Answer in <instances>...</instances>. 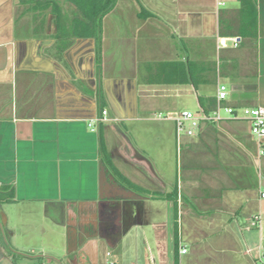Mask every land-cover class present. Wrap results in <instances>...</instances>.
Masks as SVG:
<instances>
[{
	"label": "crops",
	"instance_id": "obj_1",
	"mask_svg": "<svg viewBox=\"0 0 264 264\" xmlns=\"http://www.w3.org/2000/svg\"><path fill=\"white\" fill-rule=\"evenodd\" d=\"M244 2L122 0L114 10L116 0L97 36L61 48L49 17L35 33L15 0H0V187L11 188L0 198V264H260L264 154L246 121L175 134L187 176L172 190L158 185L165 163L135 150L151 176L124 130L164 90L192 88L197 112L224 84V104L264 108V0ZM170 62L188 71L161 75ZM180 77L188 82L163 81ZM97 88L111 120L95 121Z\"/></svg>",
	"mask_w": 264,
	"mask_h": 264
},
{
	"label": "rangeland",
	"instance_id": "obj_2",
	"mask_svg": "<svg viewBox=\"0 0 264 264\" xmlns=\"http://www.w3.org/2000/svg\"><path fill=\"white\" fill-rule=\"evenodd\" d=\"M15 2V15L17 19L23 18L24 20L28 21V23L31 22L32 20L30 18V15L32 12L29 10L26 11L25 14L20 16L22 10H24V8H26L27 6L20 5L18 3V0H15ZM117 2L118 5L113 8L114 10H118L120 6L124 5L122 4V0H117ZM156 4L159 5V9H168L159 1L156 2ZM195 42H198V39L192 40V44H194ZM115 50L117 51L115 58L118 59V47L115 46ZM160 89L163 90L170 88L160 87ZM196 97V93L192 88L188 91L164 90L154 92L148 99V113L144 114L149 118L142 119L141 121L128 122L126 124V128L124 130L127 138L125 140L127 141L126 147L129 148L130 154L134 155V153L136 152L135 150L139 151V149H145L146 156L153 157L154 159H156L157 157L159 163H165L167 176L165 180L161 181L160 184H158L159 186L164 184L166 181L167 188H171V190L172 188L176 187V183H178L179 186L181 184L183 186L185 184L187 172L185 170V160H183L182 158V146L180 147L176 145L173 123L167 120H155L154 117L157 115V113H160L161 116H164L167 112H179L183 109L195 112L197 110ZM112 132L114 133V131ZM112 136H117L118 138V136L120 135H118V133L116 132L112 134ZM123 139L124 138H122V140ZM157 139H159V141H156ZM187 139L188 138L183 136L181 142H184ZM194 141L197 140L194 139ZM132 162L134 164H139L136 161ZM171 202L174 203V200L172 199ZM172 216L174 215L172 214ZM25 239L26 238L23 235H20L18 236L16 243L25 241ZM24 264H30V262H26Z\"/></svg>",
	"mask_w": 264,
	"mask_h": 264
},
{
	"label": "trees",
	"instance_id": "obj_3",
	"mask_svg": "<svg viewBox=\"0 0 264 264\" xmlns=\"http://www.w3.org/2000/svg\"><path fill=\"white\" fill-rule=\"evenodd\" d=\"M244 5V0H240ZM18 3L27 6L26 10H31L33 30L35 33L43 28L49 17L51 25L54 27L56 46L61 48L66 47L71 39L77 36H97L100 32L102 18L111 11L115 6L116 0H63V3L70 4L74 7V13L64 11L63 5L58 0H18ZM25 12L22 10L20 15ZM160 74L170 76L171 72L179 76L184 70L188 71V67L182 62H170L161 64ZM167 83H183L188 82L187 78L163 80ZM195 84L194 77L191 79ZM99 112L103 109L99 102L101 98L100 89H96ZM200 105L205 112H209L215 107V98L202 99L199 98ZM100 114V113H99ZM5 190V191H4ZM4 191V192H2ZM11 193V188L7 186L0 187V198L8 196Z\"/></svg>",
	"mask_w": 264,
	"mask_h": 264
},
{
	"label": "built area",
	"instance_id": "obj_4",
	"mask_svg": "<svg viewBox=\"0 0 264 264\" xmlns=\"http://www.w3.org/2000/svg\"><path fill=\"white\" fill-rule=\"evenodd\" d=\"M236 45V44H234ZM228 88L224 84H218L215 95V107L209 112H205L199 109L197 112L189 110H182L177 113H168L164 116L158 114L159 118H170L174 122L175 134L177 139L181 135L193 136L202 123H219L223 120H243L249 125L250 135L255 139L257 143V154L259 156L264 154V108L263 107H235L232 105L224 104V101L228 95ZM111 120L108 117L106 109H102L100 115L95 121ZM88 125L92 127L93 123ZM260 196L264 197V188L260 192ZM258 216H253L250 222L251 226L256 225ZM180 252L184 253L185 249L181 248ZM260 264H264V245L261 248L259 255ZM36 264H48L45 261L37 262ZM112 264V263H110Z\"/></svg>",
	"mask_w": 264,
	"mask_h": 264
},
{
	"label": "water",
	"instance_id": "obj_5",
	"mask_svg": "<svg viewBox=\"0 0 264 264\" xmlns=\"http://www.w3.org/2000/svg\"><path fill=\"white\" fill-rule=\"evenodd\" d=\"M135 156H136L135 157L136 159L143 161L148 166L151 176H153L154 178H157V175L155 174V171L153 170V167L150 164V162L144 156H142L139 152H135Z\"/></svg>",
	"mask_w": 264,
	"mask_h": 264
}]
</instances>
